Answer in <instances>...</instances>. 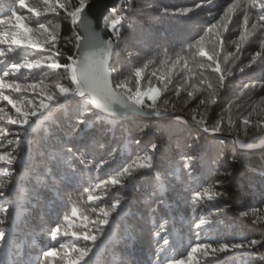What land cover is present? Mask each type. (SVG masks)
<instances>
[{"label": "trees", "instance_id": "16d2710c", "mask_svg": "<svg viewBox=\"0 0 264 264\" xmlns=\"http://www.w3.org/2000/svg\"><path fill=\"white\" fill-rule=\"evenodd\" d=\"M25 3L38 6L39 19L50 31L58 25L52 51L58 50L61 55L54 59L68 64L69 57L77 58L78 29L66 10L44 11L40 0ZM65 3L67 10H74L73 0ZM141 3L120 0L115 11L103 19V38L114 45L110 65L114 89L116 82L124 83L125 88L115 90L131 104L129 97L137 87L142 93L157 88L161 94L155 107L160 113L184 114L197 127L176 120L121 121L95 110L91 102L86 105L79 97L57 94L47 109L31 118L19 142L12 135L0 140V150L16 149L13 154L17 157L12 164H0V182L8 194L7 200L0 197V207L11 206L5 223L0 224V231L7 234L0 244V264H67L62 258L65 252L76 254L74 250L86 247L91 251L80 264H171L186 259L198 243L216 247L219 243L247 244L251 240L260 243L215 255L197 253L196 258L200 264H264V209L252 215L253 209L264 205V148L241 152L225 139L199 129L219 127L218 132L236 136L245 146L264 140V127L259 126L264 125V89L260 88L264 83V55L257 57L255 71L238 70L261 51L264 22L257 21L259 9L249 0H147L144 7ZM13 10L29 27H36L37 17L20 8L18 0H0V18L8 19ZM185 10L190 11L180 14ZM245 14L249 17L247 29L243 28ZM14 23L0 25V36L6 40L0 44L6 56L0 59L10 65L51 55L11 44L12 33L18 31ZM114 23L119 35L111 30ZM253 23L256 28H252ZM214 24L217 27L210 33ZM242 30L249 38L243 43L240 60H235ZM217 35L225 40L220 50L221 66L233 72L231 76L225 73L223 88L218 74L208 67L210 62L199 56L201 46L213 51ZM34 38L42 36L36 33ZM9 47L14 51L8 52ZM138 69H142L139 85L134 75ZM16 78L19 82L43 81L49 86L59 81L65 87H74L63 68H23ZM245 84L249 88L244 89ZM5 91L34 104L42 99L30 90ZM188 92L193 95L188 96ZM213 94L215 103L211 102ZM201 99L204 104L199 103ZM0 106L15 116L6 101H0ZM152 108L153 102L143 96L141 109L151 113ZM244 118L251 123L244 125ZM80 119L87 120L86 127L79 125ZM201 119L205 123L197 122ZM0 129L21 131L19 126L4 121H0ZM67 148L72 149L71 154ZM145 156L153 157L151 168L136 169L132 177H121L118 185L104 184ZM66 159L71 160L75 172L64 163ZM6 171L13 175L5 176ZM209 188L211 193H206ZM197 193L199 199L195 198ZM90 195L98 199L89 200ZM117 200L125 204L131 201L125 216L112 213L108 225L96 223L102 218L99 209L107 210ZM202 219L204 223L197 228ZM57 226L61 232L54 239L51 233ZM85 235L96 236V242L85 240ZM51 250L57 255L45 257L43 253ZM91 257L92 262H85Z\"/></svg>", "mask_w": 264, "mask_h": 264}, {"label": "snow or ice", "instance_id": "6c2138e0", "mask_svg": "<svg viewBox=\"0 0 264 264\" xmlns=\"http://www.w3.org/2000/svg\"><path fill=\"white\" fill-rule=\"evenodd\" d=\"M19 7L20 8H26L29 13H31L33 16L37 17L36 19V27H29L24 22V17L21 15H18L16 11L11 12V16L8 19L0 18V25L4 24H11L13 20L15 21L14 27L18 29V31L12 33L11 37V44L16 45L19 49L24 48H31L35 49L37 53H47L51 52V55L48 56H42L41 59L34 60L32 62L25 61L24 63H18V62H12L10 65L7 63L6 59H0V65H4V69H0V72H2V75H0V101H6L7 104L11 105L12 109L15 110V116L9 115L5 112V108L0 106V121H4L9 125H17L19 126V129L21 131H18L16 133H11V131H3L0 129V140H2L4 137H8L9 135H12L14 139L19 142L21 137L26 134L27 126L30 123V120L32 117H35L38 113L42 112L43 110L47 109L49 104L57 98V94L59 97H79L83 101L84 104L88 105L89 98H93L97 101V107L101 108L104 112L109 113L111 116L117 115V110L112 107L113 103L119 104L120 108L128 109L131 111H137L141 109L142 106V97L147 96L149 100L153 102V108L151 111L152 115L159 116L160 110L155 107L156 101L158 97L160 96L161 92L157 88H150L147 92L142 93L137 87L136 92L133 96H130L129 99L131 100V104L126 103L121 94L117 91L111 90L107 87L108 81H106L101 73L104 70L106 61L105 56L107 55L108 50L113 48L111 41H103V49L101 51H84L82 49L81 44V36L78 34L75 35V42L76 47L80 53V56L77 58L69 57L68 59L71 61V63L68 64H62L60 62H57L54 57L61 55V53L56 50L52 51V49H55V41L58 36V32L56 31L57 26H53L52 30H49V27L45 25L44 22H42L39 17L41 15V12L38 8V6L34 5H28L25 3V0H18ZM40 3L43 4L44 11H52L56 12L58 9H65L67 12V17H70L72 20L75 21L74 25H77V28H84L85 30H88L90 26L87 24V22L83 19V13L85 11V8L80 12H77V9L80 7L79 4H77L74 7V10H67V4L65 3V0H40ZM249 3L252 7L258 8L259 11L257 12V21L258 22H264V0H249ZM141 7L148 6L147 0H142V3L140 5ZM200 5H197L199 7ZM187 11L185 10L181 12L180 14H187ZM229 11H231V6L229 8ZM227 15V14H226ZM221 19H224L222 17ZM249 23V17L247 14H245L243 18V28L247 29ZM262 27H264V23L261 24ZM217 25H212V27L208 30L210 33L213 32L214 29H216ZM257 24L253 23L252 28H256ZM111 30L116 34L119 35V31L117 28V24L114 23L111 25ZM36 33H40L42 36V39H35L34 36ZM248 33L244 30L241 31L240 34V41L241 43H238L236 45V54L235 60H240V55L243 51V43L248 41ZM218 44L215 46L212 52H207L204 50L203 46L199 48V56L205 58L207 61H209L208 67L211 68V71L215 74H218V83L221 88L225 85V73H227L228 76L233 75L232 69L228 68L225 69L221 66V63L219 61L220 57V50L223 49L225 40L221 38L219 35H217ZM6 43V40L3 36H0V44ZM201 45L203 44V38L201 40ZM261 51L256 53V56L253 57L252 61L243 67H239V72L245 73L246 69L255 71L254 65L257 63V57H261L264 55V40L260 41ZM8 52L14 51L13 48L9 47ZM6 53L4 50H0V57H5ZM44 61L42 63L41 61ZM187 66V65H186ZM233 66H235V61H233ZM42 67H47L50 70L59 71L60 69H64L68 75L71 78L72 84L74 85L73 88L65 87L63 86L59 81L54 82L51 86L44 84L43 81H40L39 83L32 82L28 83L25 79V82H19V79L17 77V73L20 72L21 69L27 68L29 70H38ZM264 72V69L261 70ZM141 74L142 69H138L135 71L134 75L136 77V83L137 85L140 84L141 80ZM9 77H13V79H6ZM261 79H264V76L261 77ZM204 81L202 80L201 83ZM126 86H124L125 88ZM167 87V85H165ZM208 87L211 89L212 85L209 84ZM249 88L248 84L244 85V89ZM260 88L264 89V83L260 84ZM5 90H9L10 92L14 93H21L26 91H32L33 93H38L42 96V99L38 102V104H34L32 100L24 101L22 98H13L8 92ZM103 93V102H100V95ZM178 96L180 95L179 90H177L176 93ZM192 92H188V96H192ZM240 95H244V91L242 90ZM262 100H264V96L261 97ZM212 103H215V94H213V98L211 100ZM200 104H204L205 100L201 99L199 101ZM23 105V106H22ZM252 113H249V116H251ZM193 120H196V116L194 115ZM198 123H205L204 120L197 121ZM251 121L248 118L243 119L244 125H249ZM88 122L86 119H80L79 125L80 126H87ZM260 127H264V125H259ZM219 127H213L212 131H219ZM205 131H208V128H205ZM9 144L12 143V141H8ZM16 152V149H13L12 152L0 150V164H12L14 160L17 159V157L13 154ZM67 152L69 154L72 153L71 148H67ZM153 160L152 156H145L142 160H138L134 162V165H129L123 168V171L120 172L118 175L111 176L108 180L104 181L105 185H118L121 183V177H132L133 172L136 169H145V168H151V161ZM64 163L68 166L69 169H71V160L66 159ZM73 172H75V169H71ZM4 175L7 177H11L13 175V172L6 171L4 172ZM5 185L4 183L0 182V197L7 200V192L4 191ZM97 187H100V185H97ZM206 193H211L212 189H206ZM199 193L196 195V199H199ZM98 197L96 196H89V200H96ZM10 207H0V224L5 223L6 216L10 213ZM123 209L122 203L117 200L115 203L111 204V207L107 210L104 208L99 209V213L101 215V219L96 221L99 225H108L109 224V217L112 215V213H117L118 210ZM262 209H264V205H262V208L253 209L252 215H257L258 212H260ZM76 210L73 209L72 215L76 216ZM242 215H248L247 212H242ZM85 220L87 217L84 218ZM65 221H68V217H65ZM203 219L200 221V224H198L196 227L199 228L201 224H203ZM61 232V227L57 226L51 233L52 237L55 239L56 236ZM7 234L4 231H0V244H3L6 240ZM85 240H91L93 242L94 238L96 236L94 235H85L83 237ZM168 241L165 240V244H167ZM258 243H260L257 240H251L247 244L255 246ZM94 244V243H93ZM245 246V243H219L218 246L213 247L209 243H198L197 246L192 247L191 250L187 253L186 259H179L172 261L171 264H200L199 259L196 258L197 253H199L201 256H207L209 253L212 255H215L216 253H226L232 249L236 248H243ZM61 248H64V245H61ZM91 251V248H84V249H76L73 253H67L65 252L62 256L63 259L67 261V264H80V261L84 260L89 252ZM45 257H52L57 255L55 250L51 251H45L44 253Z\"/></svg>", "mask_w": 264, "mask_h": 264}, {"label": "water", "instance_id": "95a60500", "mask_svg": "<svg viewBox=\"0 0 264 264\" xmlns=\"http://www.w3.org/2000/svg\"><path fill=\"white\" fill-rule=\"evenodd\" d=\"M120 0H91V3L87 5L85 8V11L83 13V19L87 22V24L90 26L88 30H85L84 28H77L80 36H81V44L82 49L84 51L94 52V51H101L103 49V19L118 7ZM113 45V44H112ZM114 54V45L113 48L108 50L107 55L104 57L106 64L109 66V72H110V65L112 62ZM80 56V53L78 51L77 57ZM111 73V72H110ZM110 82H112V76H109ZM113 84V82H112ZM114 88V86H113ZM115 90V89H114ZM116 91V90H115ZM118 92V91H117ZM123 98V97H122ZM123 100L126 103L127 102L124 98ZM130 104V103H129ZM95 110L101 112L102 114L119 119L121 121H144L147 123H151L154 121L162 120V121H169V120H176L183 122L185 124L191 125L192 127H197L190 119L184 115V114H167V113H161L159 116L152 115L151 113L145 111V110H137V111H131L128 109L120 108L119 104L113 103L112 107L117 110L116 116H111L109 113L104 112L101 108H97L93 104ZM200 131L218 138H223L227 141V143L233 144L239 151L245 152V151H259L263 149L264 147H259L262 144H264V140L258 142L257 147L259 148H253V147H246L240 139H238L236 136H230L222 134L218 131H212L208 130L205 131V128H199Z\"/></svg>", "mask_w": 264, "mask_h": 264}, {"label": "clouds", "instance_id": "9594fccd", "mask_svg": "<svg viewBox=\"0 0 264 264\" xmlns=\"http://www.w3.org/2000/svg\"><path fill=\"white\" fill-rule=\"evenodd\" d=\"M89 3H91V0H79L78 4L80 5V7L77 9V12L82 11V10L84 9V7H85L86 5H88ZM76 5H77V4H76L75 0H73V5H72V6L75 7ZM128 7H129L130 10H133V6H132L131 4H129ZM71 23L74 25V24H75V21L71 19ZM101 75L103 76V78H104L106 81H108L107 87H108L109 89H111V90H114V88H113V84H112V82H110V80H109V76L111 75V73L109 72V66H108L107 64H105L104 70H103V72L101 73ZM124 86H125L124 83L116 82V84H115V89H123ZM114 91H115V90H114ZM103 99H104V97H103V93H101V95H100V102H103ZM89 102L93 103V104L97 107V101L94 100L93 98L90 97L89 100H88V103H89ZM97 108H98V107H97ZM252 147H253V148L264 147V144H262V145L259 146V147H257V145H255V144H253ZM224 195L227 196L228 194H227V193H224ZM96 240H97V237L94 238L93 243H95ZM252 247H253L252 245L245 244V246L243 247V249H250V248H252ZM236 249H242V248H236Z\"/></svg>", "mask_w": 264, "mask_h": 264}, {"label": "rangeland", "instance_id": "374dc122", "mask_svg": "<svg viewBox=\"0 0 264 264\" xmlns=\"http://www.w3.org/2000/svg\"><path fill=\"white\" fill-rule=\"evenodd\" d=\"M72 98H74V97H72ZM40 121H38V123H39ZM246 147H252V146H246ZM131 203V201L129 202V203H122V207H123V209H121V210H118V213L120 212V214H121V216L123 217V216H125V214L127 213V211L129 210V204ZM110 227H111V225H110ZM93 257H91V258H88V259H86V261L85 262H92L93 261V259H92Z\"/></svg>", "mask_w": 264, "mask_h": 264}]
</instances>
